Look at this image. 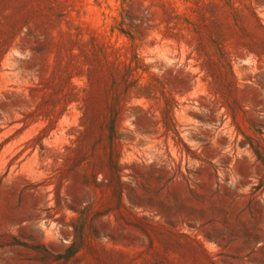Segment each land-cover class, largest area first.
I'll return each instance as SVG.
<instances>
[{
  "label": "rangeland",
  "instance_id": "obj_1",
  "mask_svg": "<svg viewBox=\"0 0 264 264\" xmlns=\"http://www.w3.org/2000/svg\"><path fill=\"white\" fill-rule=\"evenodd\" d=\"M0 264H264V0H0Z\"/></svg>",
  "mask_w": 264,
  "mask_h": 264
}]
</instances>
